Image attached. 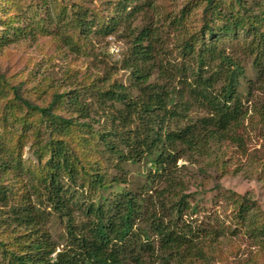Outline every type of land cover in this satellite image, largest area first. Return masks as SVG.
Returning <instances> with one entry per match:
<instances>
[{"label":"trees","instance_id":"obj_1","mask_svg":"<svg viewBox=\"0 0 264 264\" xmlns=\"http://www.w3.org/2000/svg\"><path fill=\"white\" fill-rule=\"evenodd\" d=\"M136 1H117L115 17L103 21L75 3L71 7L61 4L53 16L85 37L91 33L109 36L117 34L120 25L137 15L138 6L130 9ZM200 3L203 23L198 31L187 25L190 3L170 20L172 28L183 32L180 49L187 61L185 64L174 66L168 62L164 67L162 61H157L165 51L162 47V27L144 26L136 32L131 30V52L123 68L131 71L135 88L140 93L133 97L123 86L97 91V108L106 119L98 132L88 121L79 123L72 117L63 119L54 113L58 103H68V107L81 118L90 119L92 108L83 103L79 93L68 100L67 93L56 94L52 104L44 108L25 99L18 86L10 85L0 76V97H6L10 87L15 101L38 112L48 121L60 122L67 133L73 126L93 130L110 154L106 160L112 163L118 161L117 169H121L126 162L137 163L147 159L151 169L148 181L141 189L149 192L154 185L151 182L155 183L157 178L162 181L165 176L158 174L155 179L152 174L154 168L172 176L170 167L177 163L179 147L195 153L203 151V147L214 141H231L239 147L243 146L245 134L242 127L248 112L240 88L246 72L239 62L226 54L223 48L225 41L243 40L245 52L253 57L255 79L248 83L247 98L256 90L264 93V0H200ZM40 10L36 8L33 13L37 16ZM2 12L7 14L6 9ZM122 13H125L126 21L124 17L120 18ZM3 27L0 47L10 43L12 30L16 36L21 34L19 29L13 28V20H3ZM156 68H160L159 78L166 79V82L150 81ZM178 75L182 77L181 89L173 87ZM1 83L5 84L4 87ZM5 87H8L7 93ZM194 109H203L206 115L190 118ZM262 116L264 119V112ZM16 146L11 152L10 147L8 149L0 143V169L8 168L5 157L14 156L15 152L18 159L11 167L18 178L23 174L29 175L30 185L28 189L23 188L27 190L21 194L22 188L13 191L0 183V204L9 206L8 213L12 218L7 219L11 225L27 231L17 250L8 249L6 243L0 240V264H153L158 259L162 264H169L172 259L181 262L186 255L201 262L208 260L210 255L203 250L207 245H201L200 228L193 229L186 220L189 210L198 212L197 206H192L187 201L189 196L181 190L180 193L176 191L178 194L168 216L166 210L160 211L165 209L164 206L158 209L154 206V211L146 208L150 197H142L141 192L125 190L110 197L103 196L112 188L106 174L99 169L88 179V171L81 166L69 144H45L41 148L44 154L39 155L35 165L33 161L21 162ZM115 178L116 184L127 183L124 178L119 182ZM168 183V191H174L176 181L168 180ZM91 192L98 194L99 200L93 202ZM233 195L235 228L232 235L242 227L264 249L262 214L247 196ZM32 196L36 199L35 203L31 201ZM53 214L66 229V246L57 254L58 244L45 230ZM7 219L1 218L3 222ZM213 233L223 237L216 231H208L207 236H213ZM155 241L159 244L158 248ZM209 244L215 250L213 241ZM194 263L192 260L191 264ZM239 264L264 262L250 259Z\"/></svg>","mask_w":264,"mask_h":264},{"label":"rangeland","instance_id":"obj_2","mask_svg":"<svg viewBox=\"0 0 264 264\" xmlns=\"http://www.w3.org/2000/svg\"><path fill=\"white\" fill-rule=\"evenodd\" d=\"M10 1L11 3L9 0H0V36L4 32L3 20H13V28L19 29L21 34L16 36L13 34L15 31L12 30L10 43L0 47V76H3L10 85L18 86L19 92L25 99L44 108L52 104L56 94L67 93L68 100L79 93L83 103L88 108H92L90 119L81 118L68 107V103H58L54 113L63 119L72 117L79 123L88 121L93 124L96 132L101 130L106 120L97 108L95 99L97 91L123 86L133 97H137L140 93L135 88L131 71L123 68L125 59L131 52L132 39L129 37L131 30L136 32L144 26L162 27L161 39L165 51L157 61H162L164 67L168 62L176 66L187 61L180 49L183 32L172 28L170 20L180 14L187 3H190L188 28L198 31L203 23V7L200 0H137L130 5V9L138 6L139 12L133 19L120 25L117 34L102 36L91 33L85 37L78 30H72L65 21H58L55 15L53 16V12L61 4L71 7L70 5L75 3L88 12H93L103 21L105 18L115 17L117 10L115 5L119 0ZM36 8L38 10L41 8L37 16L33 13ZM2 9H6L7 14L2 12ZM124 14L122 13L120 18L124 17L123 20L126 21ZM244 45L243 40L230 39L225 41L223 46L226 54L239 62L246 72L240 88L248 112L242 127V132L245 134L243 146L239 147L231 141L220 143L214 141L203 147V151L198 150L195 153L179 147V153H175L177 163L170 167L172 176L165 174L163 170L157 172L154 168L152 171L154 177L158 174L165 176L162 181L155 177V183L151 182L154 184L153 189L149 192L141 189L150 174L151 165L147 159L137 163L126 162L121 169H117L118 161L112 163L106 160L110 154L106 152L99 136L93 130L73 126L67 133V129L65 126L64 128L60 126V122L53 119L48 121L38 112L15 101L9 86L8 93L6 91L8 87H5L6 97H0V143L8 149L10 147L11 152L17 145L16 150L21 154L19 156L22 157L21 162L33 161V165L38 163L39 155L44 154L41 148L45 144L49 142L69 144L71 150L77 154L81 166L88 171V179L99 169L104 175L106 174L112 188L107 191L111 193L106 192L103 196L110 197L111 194L125 190L141 192L142 197L146 199L150 197L146 208L154 211V206H157V209L164 206L165 209L160 211L162 213L166 210L165 214L168 213V216L171 215L170 211L180 190L188 195L187 201L192 206L196 205L198 212L193 213L189 210L188 218H184L193 229L200 228V240L203 241L201 245L202 247L207 245L203 250L210 256L207 261L201 262L186 255L187 257L182 258L181 262L172 259L169 264H191L192 260L194 264H239L250 259L264 262V249L257 240L246 233V229L240 227L235 235L231 233L235 228L232 216V200L235 193L247 196L255 202V208L260 211L264 219V119L262 116L264 93L262 90H256L254 95L247 98L248 83L255 79V74L252 68L253 57L247 55ZM159 76L160 68H156L150 81L166 82V79ZM176 78L173 87L181 89L182 77L178 75ZM4 85L1 83V86ZM204 115L206 111L203 109H194L190 113V118L195 119ZM16 156L18 155L14 152V156L5 157L8 168L0 169V183L12 188L13 191L22 188L21 194H25L30 185L29 175L23 174L18 178L11 167L18 159ZM114 178L118 182L124 178L127 183L116 184ZM168 180L176 181L174 191H168L170 188ZM90 197L93 202L99 200L98 194L93 192ZM31 201L36 202L34 196ZM8 210L9 206L0 204V212L2 211L0 220L1 218L5 220L7 217L11 220ZM3 220L0 222V240L6 243L8 249L17 250L19 243L22 244L24 241L27 230L11 225L9 220L7 222ZM223 225L225 230L222 228ZM45 230L47 235L58 244L56 254L63 250L66 246V229L59 223L57 216L53 214L49 217ZM208 231L220 232L223 237H217L214 233L213 236H207ZM212 241L215 250L209 246ZM154 243L158 248L157 241ZM153 264H162V262L158 259L157 263Z\"/></svg>","mask_w":264,"mask_h":264}]
</instances>
